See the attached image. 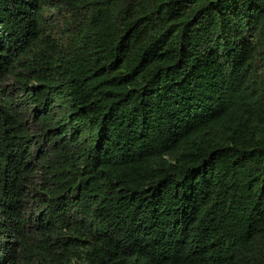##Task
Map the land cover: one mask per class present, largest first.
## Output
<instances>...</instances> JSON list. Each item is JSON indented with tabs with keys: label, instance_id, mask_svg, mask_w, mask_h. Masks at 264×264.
<instances>
[{
	"label": "trees",
	"instance_id": "obj_1",
	"mask_svg": "<svg viewBox=\"0 0 264 264\" xmlns=\"http://www.w3.org/2000/svg\"><path fill=\"white\" fill-rule=\"evenodd\" d=\"M0 264H264V0H0Z\"/></svg>",
	"mask_w": 264,
	"mask_h": 264
}]
</instances>
